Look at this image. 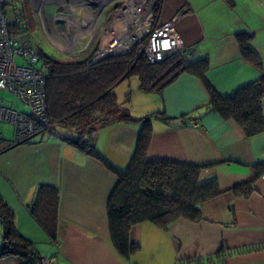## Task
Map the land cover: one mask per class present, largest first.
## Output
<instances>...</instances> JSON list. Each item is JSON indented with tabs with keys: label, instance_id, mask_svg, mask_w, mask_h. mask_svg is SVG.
I'll list each match as a JSON object with an SVG mask.
<instances>
[{
	"label": "crops",
	"instance_id": "crops-1",
	"mask_svg": "<svg viewBox=\"0 0 264 264\" xmlns=\"http://www.w3.org/2000/svg\"><path fill=\"white\" fill-rule=\"evenodd\" d=\"M22 3L8 0L18 16H25ZM42 5V15L28 21L51 27L58 3ZM71 10L79 21L90 13L79 3ZM180 13L174 27L189 51L184 62L205 61L204 79L184 71L161 89L142 91L138 78L125 89L128 78L114 92L136 118L157 111L166 117L151 120L146 160L199 166L200 179H215L220 193L201 204L199 220L180 217L167 229L151 222L134 225L129 240L138 249L122 258L111 243L107 215L115 173L61 134L43 131L30 142L10 145L12 138L0 132V195L14 211L18 232L51 264H264V132L248 136L236 120L208 109V86L225 96L264 75V0H160L156 22ZM174 119L181 124L169 125ZM137 134L138 124H107L94 143L124 168ZM250 181L247 196L233 192ZM40 185L59 191L54 240L29 210ZM251 247L257 249L234 252ZM0 264L23 259L3 255Z\"/></svg>",
	"mask_w": 264,
	"mask_h": 264
},
{
	"label": "trees",
	"instance_id": "trees-1",
	"mask_svg": "<svg viewBox=\"0 0 264 264\" xmlns=\"http://www.w3.org/2000/svg\"><path fill=\"white\" fill-rule=\"evenodd\" d=\"M17 24L10 21L14 34ZM26 25L25 31L29 29L28 21ZM29 42L32 43L30 38ZM96 48L97 44L78 58L57 59L37 46L39 63L36 68L45 77L46 115L49 120L48 128L40 133L46 130L61 134L68 144L102 161L115 173L117 182L107 201L109 232L116 252L128 259L138 249V245L129 240L134 225L151 222L167 229L180 217L199 220L201 204L217 196L220 190L215 179H200L199 166L146 160L151 120L166 117L160 111L134 117L118 102L114 89L131 76L138 77L142 91L161 89L184 71L196 73L204 79L206 62L186 64L176 57L149 63L142 53L134 50L93 62L91 57ZM208 92V109L224 118L236 120L248 136L264 132V75L225 96L209 86ZM128 97L129 93L126 94V101ZM114 123L138 124L135 146L124 168L114 166L94 143L97 130ZM10 145H14V142ZM251 190L250 181L234 187L233 192L247 196ZM58 203V189L40 185L29 207L32 216L53 240L56 238ZM0 230L3 233L0 256L17 255L23 259V264H41L42 257L33 243L16 229L14 211L1 195ZM253 248L257 249L251 247L234 252L242 253ZM222 264L226 263L223 261Z\"/></svg>",
	"mask_w": 264,
	"mask_h": 264
},
{
	"label": "built area",
	"instance_id": "built-area-1",
	"mask_svg": "<svg viewBox=\"0 0 264 264\" xmlns=\"http://www.w3.org/2000/svg\"><path fill=\"white\" fill-rule=\"evenodd\" d=\"M47 1L50 0H42V4ZM55 1L58 3V10L52 15L50 28L56 35L53 45L64 54L71 56L75 44L84 45L91 41L93 43L97 38V48L91 57L93 62L100 61L107 55L128 54L136 47L149 63L176 57L184 62L189 56V51L174 27L176 20L183 13L176 14L169 21L156 22L159 0H94V4H90V0ZM76 3L90 11V15L83 21L71 17V7ZM6 5L8 0H0V90L14 95L27 110L19 111L6 107L4 101L0 100V122L13 126V141L20 143L49 126L46 115L45 77L43 72L36 68L39 56L29 42L28 30H24L27 28L25 17L16 15L18 19L15 17L16 21H11L13 24L18 23L15 34L12 33L10 20L5 12ZM42 6L36 10L38 17L42 15ZM40 25L43 26L42 23ZM100 25L101 30L95 34L97 37L93 36L94 39L90 40L88 33L86 38L72 41L73 32ZM43 27L50 29L48 26ZM24 34L28 43L20 38ZM50 34L53 35V32ZM19 58H22V64L17 62ZM2 138L0 134V140ZM2 241L3 233L0 230V244ZM47 259L43 258L42 262L47 264Z\"/></svg>",
	"mask_w": 264,
	"mask_h": 264
},
{
	"label": "rangeland",
	"instance_id": "rangeland-1",
	"mask_svg": "<svg viewBox=\"0 0 264 264\" xmlns=\"http://www.w3.org/2000/svg\"><path fill=\"white\" fill-rule=\"evenodd\" d=\"M90 4L94 3V0H90ZM23 8H24V13H25V17L26 20L28 21V17L35 15L36 14V10L42 5V0H23ZM6 12V16L7 18L12 21L13 19H15L16 15L14 12V8L12 5H8L5 9ZM90 15V14H89ZM37 16V15H36ZM32 20V19H31ZM29 38L31 39V44L33 45L32 47L36 50L37 46L41 47L45 52H47L49 55L53 56L54 58L57 59H67V58H78L81 57L83 55H85L86 52H89V50L93 49V47L97 44V38L95 39V41L93 43H89L88 44H84V45H80V44H75V47L73 48V52L71 54V56L69 54H64L62 52H60L59 50H57V48L53 45V42H56L54 39H56V35H54V31L52 28L50 29H45L42 25H40V23H34V22H29ZM91 27V26H90ZM91 31L87 28L84 33H81L80 35H78V38H86V36L88 35V33L90 34L89 38L90 40L94 39L93 36L95 34H97V32L99 30H101V25L100 27H96L93 26L92 28H90ZM64 30V29H63ZM53 32V35L50 34V32ZM89 31V32H88ZM48 35V36H47ZM69 37V36H68ZM95 37H97L95 35ZM21 40H23L24 42L27 41L26 43H28V39L26 34L22 35ZM72 41H74V37L72 34ZM87 45V47L85 46ZM85 47V48H84ZM84 48V50H82ZM134 51L138 52V47L133 49ZM80 55V56H79ZM78 56V57H77ZM17 62L19 64L23 63L22 58H19L17 60ZM44 70V69H42ZM137 76H131L130 79H128L129 81L125 82L124 85L125 89H127V85L128 83H130V86L132 87L133 81L137 80ZM127 83V84H126ZM121 86L119 88V91L121 89H123ZM129 87V88H131ZM0 100L4 101V105L6 107H11V108H16L19 111H26L27 107H25L14 95H12L11 93L7 92V91H2L0 90ZM0 132H3L5 135V138H12L14 137V129L13 126H11L10 124L7 123H2L0 122ZM41 261V260H40Z\"/></svg>",
	"mask_w": 264,
	"mask_h": 264
},
{
	"label": "bare ground",
	"instance_id": "bare-ground-1",
	"mask_svg": "<svg viewBox=\"0 0 264 264\" xmlns=\"http://www.w3.org/2000/svg\"><path fill=\"white\" fill-rule=\"evenodd\" d=\"M94 2V1H93ZM159 2H160V0H159ZM169 21V20H168ZM90 31H91V29L90 28H92V26L90 27V26H88L87 27ZM86 29H84V30H77V31H75V32H73V37H74V41L78 38V35H80L81 33H84V31H85ZM87 31V30H86ZM89 32V31H88ZM78 34V35H77ZM113 55H111V56H109V57H112ZM109 57H107V58H109ZM14 141H13V139L11 140V142H10V144H12ZM14 144H16L15 142H14ZM42 259L43 258H41V264H45V263H43L42 262ZM48 260V263L47 264H51L50 263V260L49 259H47Z\"/></svg>",
	"mask_w": 264,
	"mask_h": 264
},
{
	"label": "water",
	"instance_id": "water-1",
	"mask_svg": "<svg viewBox=\"0 0 264 264\" xmlns=\"http://www.w3.org/2000/svg\"><path fill=\"white\" fill-rule=\"evenodd\" d=\"M109 56H111V55H107V56H104L103 58H107V57H109ZM103 58H101V59H103ZM181 119H174V120H172L170 123H169V125H171V126H175V125H179V124H181Z\"/></svg>",
	"mask_w": 264,
	"mask_h": 264
}]
</instances>
